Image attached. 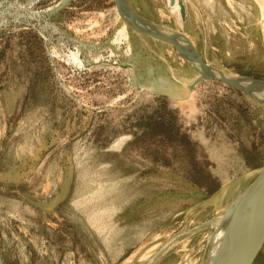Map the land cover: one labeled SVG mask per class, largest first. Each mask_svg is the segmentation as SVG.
Listing matches in <instances>:
<instances>
[{
    "label": "rangeland",
    "instance_id": "obj_1",
    "mask_svg": "<svg viewBox=\"0 0 264 264\" xmlns=\"http://www.w3.org/2000/svg\"><path fill=\"white\" fill-rule=\"evenodd\" d=\"M129 2L211 65L264 80V0ZM198 77L116 0H3V264H209L226 211L264 170V103L190 88Z\"/></svg>",
    "mask_w": 264,
    "mask_h": 264
},
{
    "label": "water",
    "instance_id": "obj_2",
    "mask_svg": "<svg viewBox=\"0 0 264 264\" xmlns=\"http://www.w3.org/2000/svg\"><path fill=\"white\" fill-rule=\"evenodd\" d=\"M116 7L121 19L134 32L177 49L183 60L199 73L191 88L203 80L218 82L264 103L263 79L232 75L211 65L185 33L148 21L136 12L129 0H116ZM181 11L186 16L184 5H181ZM223 221L227 223V229L210 264H255L264 248V170L230 205ZM0 264H3L1 250Z\"/></svg>",
    "mask_w": 264,
    "mask_h": 264
},
{
    "label": "bare ground",
    "instance_id": "obj_3",
    "mask_svg": "<svg viewBox=\"0 0 264 264\" xmlns=\"http://www.w3.org/2000/svg\"><path fill=\"white\" fill-rule=\"evenodd\" d=\"M226 229H227V223L225 222V224H223L222 228L220 229L218 235H217V239L215 241V245H214V249L211 253V257H210V261H209V264L211 263V259L213 257H215L217 251H218V247L220 246L221 244V239L223 238L225 232H226Z\"/></svg>",
    "mask_w": 264,
    "mask_h": 264
},
{
    "label": "crops",
    "instance_id": "obj_4",
    "mask_svg": "<svg viewBox=\"0 0 264 264\" xmlns=\"http://www.w3.org/2000/svg\"><path fill=\"white\" fill-rule=\"evenodd\" d=\"M179 86H181V84L177 80L176 81H173V88L174 89L179 88ZM191 97H192V92H189L188 96L185 97V98L180 99V101L186 102L187 104H189L191 106V108H194V106H193V104L191 102L192 101Z\"/></svg>",
    "mask_w": 264,
    "mask_h": 264
},
{
    "label": "built area",
    "instance_id": "obj_5",
    "mask_svg": "<svg viewBox=\"0 0 264 264\" xmlns=\"http://www.w3.org/2000/svg\"><path fill=\"white\" fill-rule=\"evenodd\" d=\"M3 1V0H2ZM2 3V2H1ZM1 3H0V5H1ZM40 33L42 34V32L40 31ZM43 35V34H42ZM223 86H225V87H227V88H230V87H228V86H226V85H223Z\"/></svg>",
    "mask_w": 264,
    "mask_h": 264
}]
</instances>
